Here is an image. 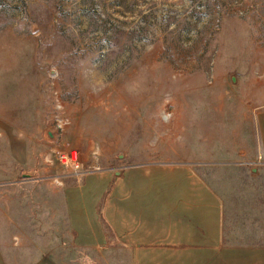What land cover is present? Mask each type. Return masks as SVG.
<instances>
[{"label":"rangeland","instance_id":"obj_1","mask_svg":"<svg viewBox=\"0 0 264 264\" xmlns=\"http://www.w3.org/2000/svg\"><path fill=\"white\" fill-rule=\"evenodd\" d=\"M257 81L264 0H0L7 264L46 254L108 264L103 248L77 238L109 241L116 180L170 163L210 179L231 214L230 238L264 243V165L225 160L257 132ZM75 149L78 165L58 158ZM125 257L120 247L117 264Z\"/></svg>","mask_w":264,"mask_h":264},{"label":"crops","instance_id":"obj_2","mask_svg":"<svg viewBox=\"0 0 264 264\" xmlns=\"http://www.w3.org/2000/svg\"><path fill=\"white\" fill-rule=\"evenodd\" d=\"M256 83L257 132L238 155L225 158L241 166L259 154L264 160V81ZM175 166L153 168L156 173L150 176L126 175L124 186L116 180L105 210L109 241L100 237L83 242L79 235L78 243L103 248L108 264H117L120 247L125 248L126 264H264V243L230 238L231 214L210 179L187 163ZM81 231L89 232L86 224ZM0 264H7L1 249ZM32 264L61 263L46 254Z\"/></svg>","mask_w":264,"mask_h":264},{"label":"built area","instance_id":"obj_3","mask_svg":"<svg viewBox=\"0 0 264 264\" xmlns=\"http://www.w3.org/2000/svg\"><path fill=\"white\" fill-rule=\"evenodd\" d=\"M163 117H167V120L169 121L172 117V112H164ZM165 120V121H167ZM68 123V120H63V119H59L57 122V127L59 129H64L65 124ZM58 158L60 159V161H62L63 163L66 164H76L78 165L79 163V159H80V153L79 151H77L76 149L71 151H62L58 154ZM242 164H245L247 166H254V165H263L264 164V160L261 154H259L258 158L256 160L253 161H242L240 162Z\"/></svg>","mask_w":264,"mask_h":264},{"label":"water","instance_id":"obj_4","mask_svg":"<svg viewBox=\"0 0 264 264\" xmlns=\"http://www.w3.org/2000/svg\"><path fill=\"white\" fill-rule=\"evenodd\" d=\"M232 80H235V77L234 76H232ZM49 134H50V136H54V132L53 131H49Z\"/></svg>","mask_w":264,"mask_h":264},{"label":"bare ground","instance_id":"obj_5","mask_svg":"<svg viewBox=\"0 0 264 264\" xmlns=\"http://www.w3.org/2000/svg\"><path fill=\"white\" fill-rule=\"evenodd\" d=\"M164 119H167V117H164Z\"/></svg>","mask_w":264,"mask_h":264}]
</instances>
